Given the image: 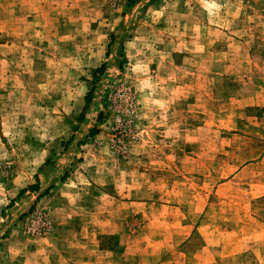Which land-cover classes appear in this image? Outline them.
Wrapping results in <instances>:
<instances>
[{"label":"rangeland","instance_id":"1","mask_svg":"<svg viewBox=\"0 0 264 264\" xmlns=\"http://www.w3.org/2000/svg\"><path fill=\"white\" fill-rule=\"evenodd\" d=\"M263 155L264 0H0V264L100 227L129 264H264Z\"/></svg>","mask_w":264,"mask_h":264},{"label":"crops","instance_id":"2","mask_svg":"<svg viewBox=\"0 0 264 264\" xmlns=\"http://www.w3.org/2000/svg\"><path fill=\"white\" fill-rule=\"evenodd\" d=\"M262 161H264V155L262 157ZM245 168H246L245 166L240 168L235 173V176L242 173L245 170ZM226 184H228V182L222 183L220 187ZM174 207L176 208V211H177L176 215H170V216L163 215L162 217L164 218L163 222L165 223L168 222L170 224L171 223L176 224V225H173L175 229L174 230L167 229L166 233H169V234L161 235L160 238L163 237L165 239V238H170L171 236L178 238L179 235L185 236V232L183 230L185 229V227H190V232H193L194 228L196 227L195 225L197 222L193 221L194 216H192L191 214H188V212L179 213V210L182 207V205L174 206ZM203 221L205 222L207 221V219H203ZM192 223H195V224L192 225ZM197 228L200 229V226H198ZM209 228H211L210 225H209ZM164 231L165 230L163 229L161 231V234ZM103 233L104 234L105 233H111V234L118 233L119 244H118L117 249L106 250L105 248L104 249L98 248L97 257L96 256L92 257V256H89L88 240L83 239L84 237L83 238L81 237V239L77 241L68 239V241H63V242H60L59 244L55 242H50L49 245L44 249H39L38 248L40 247L39 244L35 242L38 240H35L33 242V245L27 250L18 249L17 257H16L17 264H105V257H109V256H112L113 264H122L121 261L124 263L127 262L128 264L130 262H134V263L137 262L136 256L134 254L131 255V252L129 250L130 245L128 244V250H126L127 247H125V244L127 242L125 241L126 238L127 237L128 239L131 238L134 234L133 231L127 232L126 230L123 229L117 232L116 230H111V229L104 230L101 227L100 229L98 228V234H103ZM60 235L61 234H57V235L55 234L54 236H51V240L61 239L62 237ZM210 244L211 243L208 242L207 244L200 247L195 254H193L198 258L197 263H200V259L205 255L209 256L211 254V257L207 261L208 264L212 263L216 259V256L218 255L217 249L211 246ZM186 256H188L187 253L180 251L178 249H173L171 250V253L169 254L168 258L166 259L164 263L185 264V261L187 259ZM114 259H116V261H114Z\"/></svg>","mask_w":264,"mask_h":264},{"label":"trees","instance_id":"3","mask_svg":"<svg viewBox=\"0 0 264 264\" xmlns=\"http://www.w3.org/2000/svg\"><path fill=\"white\" fill-rule=\"evenodd\" d=\"M105 65H106L105 63H102L99 67H97V68L94 70V80H93V81L96 80V78H97V74H98V73H101V72L104 70ZM92 92H93V88L90 90V92H89L88 95L86 96V98H85L86 101H88V100L90 99ZM32 187H36V186H32Z\"/></svg>","mask_w":264,"mask_h":264}]
</instances>
